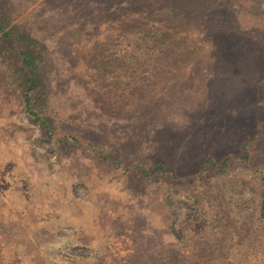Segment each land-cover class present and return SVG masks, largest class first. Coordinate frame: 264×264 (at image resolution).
I'll return each instance as SVG.
<instances>
[{"label":"rangeland","instance_id":"374dc122","mask_svg":"<svg viewBox=\"0 0 264 264\" xmlns=\"http://www.w3.org/2000/svg\"><path fill=\"white\" fill-rule=\"evenodd\" d=\"M72 20L53 13L43 25L51 137L0 64V264H264V28L237 31L243 62L215 58L201 29H184L196 58L126 102L120 58L97 68L106 21ZM255 134V159L226 172L173 179L126 169L163 163L189 175L207 156L242 155ZM73 137L79 143L62 153L60 142ZM93 144L121 167L98 158Z\"/></svg>","mask_w":264,"mask_h":264},{"label":"trees","instance_id":"16d2710c","mask_svg":"<svg viewBox=\"0 0 264 264\" xmlns=\"http://www.w3.org/2000/svg\"><path fill=\"white\" fill-rule=\"evenodd\" d=\"M53 13L63 19L69 15V20L74 19L79 26L91 27L96 21H106L108 35L104 39L110 45L99 43L101 39L96 37V43L104 47L99 51L97 68L100 72L120 58L127 72L129 92L123 98L126 102L133 99L132 94L143 99L158 89L171 66L183 67L196 58L199 47L190 41L184 29H201L211 42L215 58L243 62L247 57L238 48L243 42L240 37L236 40L237 31L250 33L264 28L261 0H0L1 68L20 92L29 118L42 125L49 137L56 119L50 110L46 72L50 67L51 37L43 25ZM106 49L108 57L103 53ZM195 78L199 88L208 89V83L199 80L201 74ZM257 139L255 134L243 142L242 155L227 154L221 160L207 156L197 172L185 176L172 173L163 163L153 170L140 163L126 169H139L145 178L165 175L173 179L204 177L212 170L226 172L235 160L255 159L250 144ZM72 142L77 144L79 140L73 137L60 142L62 153H71ZM93 148L98 158L121 167L111 161L104 146L93 144ZM168 202L173 204L171 199ZM259 218L264 221V193Z\"/></svg>","mask_w":264,"mask_h":264}]
</instances>
